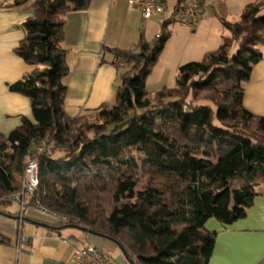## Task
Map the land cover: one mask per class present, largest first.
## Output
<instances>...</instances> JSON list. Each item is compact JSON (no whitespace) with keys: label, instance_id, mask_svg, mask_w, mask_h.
Wrapping results in <instances>:
<instances>
[{"label":"trees","instance_id":"16d2710c","mask_svg":"<svg viewBox=\"0 0 264 264\" xmlns=\"http://www.w3.org/2000/svg\"><path fill=\"white\" fill-rule=\"evenodd\" d=\"M30 1L14 0L12 7ZM89 3L35 0L34 15L21 25L25 38L14 52L43 69L8 86L30 100L33 121L22 118L0 136V207L10 204L35 145L45 140L54 153L36 159L35 199L78 223L52 229L92 232L133 264H208L216 233L204 228L206 221L243 219L264 186V117L244 109L242 89L262 59V0L236 22L222 18L229 37L202 61L181 65L171 88L150 93L145 85L173 21L152 43L106 50L124 69L116 104L69 119L62 17Z\"/></svg>","mask_w":264,"mask_h":264},{"label":"crops","instance_id":"0c3cea01","mask_svg":"<svg viewBox=\"0 0 264 264\" xmlns=\"http://www.w3.org/2000/svg\"><path fill=\"white\" fill-rule=\"evenodd\" d=\"M13 1L0 0V136L3 137L19 127L22 118L33 121L30 100L9 91L8 86L36 69H43L26 64L14 52L25 38L21 25L34 15L31 6L35 0L18 7H12ZM128 1L90 0L86 10L68 12L62 17V48L66 54L62 84L64 113L69 119L116 104V88L124 69L112 65L114 59L106 50H129L140 39L152 43L156 38L160 29L157 19L142 20L138 9ZM162 1L172 10L180 0ZM196 1L203 7L202 20L193 30L180 22L168 26L169 38L146 79L147 92L174 87L181 65L202 61L229 37L221 19L236 22L247 7L261 0ZM259 51L262 59L253 67L249 80L242 84L243 107L251 115L264 117V45ZM0 212L4 214H0V237L6 240L5 244L0 243V264L70 263L72 248L64 239L79 243L72 232L66 231L73 227L54 230L52 224L31 210H24L20 217L19 207L14 203L0 207ZM204 228L216 233L208 264H264V186L256 190L243 219L231 225L209 219ZM88 236L86 233V241Z\"/></svg>","mask_w":264,"mask_h":264},{"label":"built area","instance_id":"2783aa9c","mask_svg":"<svg viewBox=\"0 0 264 264\" xmlns=\"http://www.w3.org/2000/svg\"><path fill=\"white\" fill-rule=\"evenodd\" d=\"M130 6H135L142 20L156 18L159 27L167 21L180 22L185 27L193 30L198 26L203 18L202 4L196 0H183L175 8L169 10L162 0H139L128 1ZM160 36V29L156 33V38ZM51 155L54 148L48 146L45 140L37 143L33 150V155L27 161L21 183L15 192L7 197V201L19 207V216L22 217L24 210H31L37 215L46 219L52 225L69 224L68 217L57 215L43 206L35 199V192L38 188V166L36 159L39 154ZM20 241L26 240L20 238ZM64 243L72 248V256L69 264H113L107 253L92 245H80L67 238Z\"/></svg>","mask_w":264,"mask_h":264},{"label":"rangeland","instance_id":"374dc122","mask_svg":"<svg viewBox=\"0 0 264 264\" xmlns=\"http://www.w3.org/2000/svg\"><path fill=\"white\" fill-rule=\"evenodd\" d=\"M262 3L264 5V0H262ZM151 91H153V90H151ZM213 97L216 98V96H213ZM199 103L208 104L209 101L201 100ZM59 153L60 152H56L55 155L57 154V156H58V155H60ZM12 206L14 207V209H16L15 205L12 204ZM76 224H78V223H76V221L75 222H72V221L69 222V225H75L76 226ZM66 231L72 232L75 235L74 237H76V240L79 243H81L83 245H87V243H89L90 245H93L97 248L102 249L105 253L108 254V256H109V258L113 264H128L126 259L120 255V252H119L118 248L116 247V245L114 243H112L111 241L102 239V238L95 236V235H89L88 241H86L85 240V234H86L85 232L80 231V230L75 229V228L66 229Z\"/></svg>","mask_w":264,"mask_h":264},{"label":"water","instance_id":"95a60500","mask_svg":"<svg viewBox=\"0 0 264 264\" xmlns=\"http://www.w3.org/2000/svg\"><path fill=\"white\" fill-rule=\"evenodd\" d=\"M41 225L44 226V227H48L47 225H44V224H41ZM73 228H74V227H73ZM82 231H85V232L88 233V234H92V232H88L87 230H82ZM123 255H124L125 259L127 260L128 264H133L131 261H129V260L127 259V257L125 256V253H123Z\"/></svg>","mask_w":264,"mask_h":264}]
</instances>
